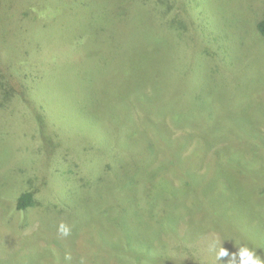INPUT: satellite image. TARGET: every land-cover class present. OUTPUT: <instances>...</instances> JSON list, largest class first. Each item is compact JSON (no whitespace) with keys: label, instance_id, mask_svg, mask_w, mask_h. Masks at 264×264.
<instances>
[{"label":"rangeland","instance_id":"1","mask_svg":"<svg viewBox=\"0 0 264 264\" xmlns=\"http://www.w3.org/2000/svg\"><path fill=\"white\" fill-rule=\"evenodd\" d=\"M77 1L0 0V264L264 260V0Z\"/></svg>","mask_w":264,"mask_h":264},{"label":"trees","instance_id":"2","mask_svg":"<svg viewBox=\"0 0 264 264\" xmlns=\"http://www.w3.org/2000/svg\"><path fill=\"white\" fill-rule=\"evenodd\" d=\"M86 1L87 0H78L77 2H78V4L81 6V7H83V8H85V5H86ZM125 1V0H124ZM127 2H129L130 1V3L131 4H133V5H138V3L139 4H141V5H148V3H149V1L150 0H139V1H136V0H126ZM152 4V3H151ZM162 4H163V1H160L159 3H153L151 6H152V8H153V10H155V11H157V14H158V18H160V19H162V21L167 25V26H169L170 27V29H172L173 27L175 28V29H179L182 33H186L185 32V30H184V28L183 27H185L186 26V24L188 23V21L187 20H185L184 18L182 19V18H175V19H169V17H168V15H169V13H170V10H171V7H165L164 8V10L161 8L162 7ZM193 10H195L194 12H196V15H195V17L193 16V14H192V12L190 11V17H192L194 20H197L195 23H196V26H197V28H193V30H197V32H198V30L200 31L201 30V33L202 32H204L205 30H207V28L204 26L205 25V23L208 21V14L205 12V11H203L202 9H198V8H195V7H193ZM197 10H199V11H197ZM200 16H202L203 17V19H201V17ZM32 20H33V22L35 21V17H32L31 18ZM177 19H181V20H177ZM31 20V21H32ZM36 21H38L37 19H36ZM180 21H184V22H180ZM253 23H254V25H255V30H256V33L257 34H259V36L260 37H262V39H264V10H263V12H262V14H261V16L260 17H258V20H256L255 22L253 21ZM25 25V24H24ZM188 25H189V27H191L190 26V24L188 23ZM43 26H45V27H48L46 24H44ZM192 29V28H191ZM196 32V33H197ZM200 33V34H201ZM198 34V33H197ZM91 41H92V45H89L90 44V42H89V44H88V46H90V47H94L95 45H96V43H95V41L91 38ZM218 42H220L221 41V39H218L217 40ZM203 43H204V40H203ZM203 43H201V44H203ZM214 47H212V48H214V51L216 50H218L219 49V45H218V43H216V44H214L213 45ZM223 46V45H222ZM89 48V47H88ZM0 69H1V67H0ZM7 72H10L11 71V69H10V67H7L6 66V69H5ZM22 74V76H24L25 77V73H21ZM10 77H12V76H10ZM29 78H30V76H28ZM15 78H17V77H12V79H15ZM31 79V78H30ZM21 83V82H20ZM18 86V85H17ZM36 89H37V86H33L32 87V92L33 93H35L36 92ZM22 90V91H21ZM20 91L21 92H23V93H29V94H26V96H27V98H28V96L32 93L31 91H30V88L27 90V89H21ZM25 95V94H24ZM35 103H37L38 104V102H35ZM120 103H122V101H120ZM123 104V103H122ZM35 109L38 111V113L39 114H41L40 112V110H41V108L40 107H38L36 104H35ZM88 116V115H87ZM49 118V117H48ZM90 118H94L95 120H97L96 119V117H94V116H91L90 115ZM42 125H43V127L45 126V122H44V120L42 121ZM60 128L62 129V126H60ZM35 205V203H34V199H33V195H32V193H30V192H24V193H22V194H20L15 200H13V202H12V207L13 208H15L16 210H18V211H26L27 209H29V208H31V207H33Z\"/></svg>","mask_w":264,"mask_h":264},{"label":"clouds","instance_id":"3","mask_svg":"<svg viewBox=\"0 0 264 264\" xmlns=\"http://www.w3.org/2000/svg\"><path fill=\"white\" fill-rule=\"evenodd\" d=\"M58 233L62 237H67L71 234V228L62 222L58 225ZM225 256H229V253L220 245L217 252V259L220 260ZM229 261L231 264H264V260L257 256L253 249L244 245L238 248L237 253L231 254Z\"/></svg>","mask_w":264,"mask_h":264}]
</instances>
